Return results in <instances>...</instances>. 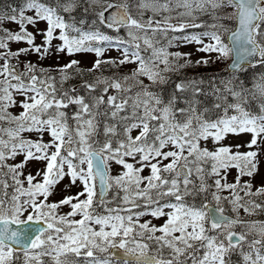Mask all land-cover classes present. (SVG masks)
<instances>
[{
  "label": "snow or ice",
  "instance_id": "6c2138e0",
  "mask_svg": "<svg viewBox=\"0 0 264 264\" xmlns=\"http://www.w3.org/2000/svg\"><path fill=\"white\" fill-rule=\"evenodd\" d=\"M9 8L0 264H264V0Z\"/></svg>",
  "mask_w": 264,
  "mask_h": 264
},
{
  "label": "rangeland",
  "instance_id": "374dc122",
  "mask_svg": "<svg viewBox=\"0 0 264 264\" xmlns=\"http://www.w3.org/2000/svg\"><path fill=\"white\" fill-rule=\"evenodd\" d=\"M5 26H6V27H9V28H15V27H16L15 24H6ZM41 26H43V25H41ZM39 39H40V38L37 37V42H38V43H39ZM16 47H23V45H13V49H15ZM173 50H175V49H173ZM180 51H183V52H191V53L193 54V55H192V59H193V60H196V59L199 58L201 55H204V54H202V53H197V52L195 51V46H194V45H193V46H189V47H185V48H181ZM110 55L115 56V55H117V53H116L115 51H113V52L110 53ZM78 58L82 60V63H83L85 66H89L90 63H91V61H92V59H94V57H92V56H83V57H78ZM31 59H32V60H35L36 58L33 56V57H31ZM228 60H229V59H227V60H222V61H218V62H216V63H214V64H211L210 66H208V67H206V68H203V67H202V68H198V69H194V70H189L188 73H189L190 75H192L194 72L210 73V74H216V75H218L219 72H220V71L226 66V63L228 62ZM64 62H65L64 60H61V61H60V63H64ZM54 63H55L54 60H46V61H44V64H45V65L54 64ZM242 150H243V149H242ZM30 167H31L32 170L34 171L35 166H30ZM234 174H235V173H233V175H234ZM230 179H231V177H230ZM257 184H259V180L257 181ZM71 191H72V194H74V193L77 191V189H72ZM62 195H63V193L60 192V191H58V194H57L55 197H53V200H58V199L62 198ZM62 211H63V212H67V211H68V208H64ZM241 215L243 216L244 214L241 213ZM249 219H254V218L249 217Z\"/></svg>",
  "mask_w": 264,
  "mask_h": 264
},
{
  "label": "trees",
  "instance_id": "16d2710c",
  "mask_svg": "<svg viewBox=\"0 0 264 264\" xmlns=\"http://www.w3.org/2000/svg\"><path fill=\"white\" fill-rule=\"evenodd\" d=\"M21 0H0L1 6L10 11L9 6L16 7L20 5Z\"/></svg>",
  "mask_w": 264,
  "mask_h": 264
}]
</instances>
